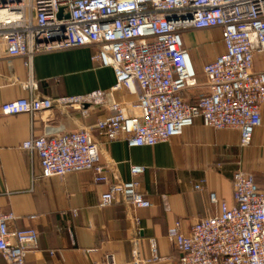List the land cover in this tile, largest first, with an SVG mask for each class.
<instances>
[{
    "label": "built area",
    "instance_id": "2783aa9c",
    "mask_svg": "<svg viewBox=\"0 0 264 264\" xmlns=\"http://www.w3.org/2000/svg\"><path fill=\"white\" fill-rule=\"evenodd\" d=\"M211 29L221 30L225 52L204 66L200 82L182 34ZM87 46L96 49L94 62L114 71L111 94L135 90L138 115L128 116L101 92L50 98L30 81L25 85L29 97L2 107L4 116L34 117L57 109L63 114L79 110L87 117L94 105L108 110L93 126L67 132L47 125L24 144L39 157L40 178L91 171L94 184L107 188L101 209L120 203L136 211L151 207L140 191L145 168L131 166L128 182L114 179V162L101 160L105 144L124 140L129 148L155 147L201 120L208 129L239 130L240 147H251L263 124L264 72L255 71V57L264 53V0H0V60L27 58L31 66L37 55ZM195 88L201 91L197 96L191 94ZM205 184L200 181L195 190ZM232 184V206L221 202L219 214L200 220L189 233L180 221L169 228L174 264H264V188L244 170L235 172ZM217 201L211 195V202ZM16 219L0 212V254L7 264H26L27 247L37 243L39 232L11 231ZM139 221L132 217L135 226ZM147 244L144 258L141 239L132 241L128 264L168 261L159 256L156 238ZM106 264L116 262L108 256Z\"/></svg>",
    "mask_w": 264,
    "mask_h": 264
},
{
    "label": "crops",
    "instance_id": "0c3cea01",
    "mask_svg": "<svg viewBox=\"0 0 264 264\" xmlns=\"http://www.w3.org/2000/svg\"><path fill=\"white\" fill-rule=\"evenodd\" d=\"M182 38L202 82L204 66L225 52L221 30H189ZM200 48L208 49L203 61ZM95 53L92 46L58 50L35 56L31 66L26 65L27 58L0 60V212L16 216L9 224L11 231L34 228L39 232L37 243L27 247L26 264H106L108 256L116 264H128L136 237L142 241L144 258L149 256L147 240L156 238L159 256L168 259L156 264H174L177 254L168 230L175 222L180 221L183 232L189 233L200 220L219 214L221 202L232 206V179L238 170L253 174L264 188V106L263 124L255 130L247 149L240 147L239 130L208 129L201 120L181 136L155 147L129 148L124 140L105 144L101 160L114 162V179L128 182L131 166L145 168L139 177L140 191L151 207L130 211L115 203L101 209L100 197L107 188L94 184L91 171L42 179L38 155L23 146L47 125L67 132L93 126L108 115L106 108L91 106L87 117L79 110L63 114L54 109L34 117L25 113L4 116L1 112L2 107L27 99L25 85L34 81L39 92L50 98L101 92L108 102L120 104L128 116L138 115L133 108L135 90L111 94L115 73L94 62ZM255 71L264 72V53L256 55ZM200 93L197 88L191 90L193 96ZM202 180L206 181L203 190H195ZM213 194L217 203L211 202ZM133 216L139 218L138 226L132 223ZM0 264H7L1 254Z\"/></svg>",
    "mask_w": 264,
    "mask_h": 264
},
{
    "label": "rangeland",
    "instance_id": "374dc122",
    "mask_svg": "<svg viewBox=\"0 0 264 264\" xmlns=\"http://www.w3.org/2000/svg\"><path fill=\"white\" fill-rule=\"evenodd\" d=\"M207 52H208V49L207 48H200L199 49V55H200V59L203 61L207 56H206V54H207ZM194 67H195V69L197 70L198 69V67H197V65H196V63L194 62Z\"/></svg>",
    "mask_w": 264,
    "mask_h": 264
},
{
    "label": "water",
    "instance_id": "95a60500",
    "mask_svg": "<svg viewBox=\"0 0 264 264\" xmlns=\"http://www.w3.org/2000/svg\"><path fill=\"white\" fill-rule=\"evenodd\" d=\"M61 15H62V12L60 13V17H61Z\"/></svg>",
    "mask_w": 264,
    "mask_h": 264
}]
</instances>
